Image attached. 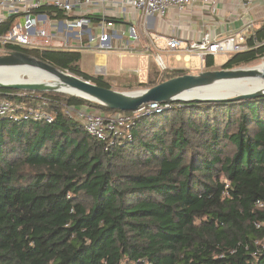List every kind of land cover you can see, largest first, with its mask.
I'll return each mask as SVG.
<instances>
[{"label": "trees", "instance_id": "1", "mask_svg": "<svg viewBox=\"0 0 264 264\" xmlns=\"http://www.w3.org/2000/svg\"><path fill=\"white\" fill-rule=\"evenodd\" d=\"M35 12L64 14L50 5ZM256 35L264 40V21ZM4 48L113 88L83 69L80 51ZM262 57L264 44L231 54L221 68ZM213 65L207 55L206 68ZM185 73L151 69L138 84ZM8 92L23 91L0 87V98ZM62 93L13 97L46 101L52 122L0 115V264H264V97L176 101L135 119L108 144L64 105L121 110Z\"/></svg>", "mask_w": 264, "mask_h": 264}, {"label": "built area", "instance_id": "2", "mask_svg": "<svg viewBox=\"0 0 264 264\" xmlns=\"http://www.w3.org/2000/svg\"><path fill=\"white\" fill-rule=\"evenodd\" d=\"M238 2L244 9L249 11L255 0H238ZM92 4L93 0H0V47L17 45L31 51H42L45 49L81 51L85 48L92 49L96 43L95 48L97 49H111L113 45L106 44L110 39L116 36L122 38L126 36L124 31L121 33L115 32L112 37L110 33L114 26L112 17L107 16L106 19L100 21L98 32H93L91 18L88 15L69 16L77 7ZM195 4L214 6L217 4V0H124V10L128 6L139 15L164 17L171 7H177L182 11L188 6ZM43 5L53 6L67 15L51 21L52 16L48 12H35ZM248 11H245V20L238 31L227 35L214 34L210 31L205 32L199 40L186 42L185 46H183L185 41L178 35H165L148 30H142L144 33L142 34V32L139 33L131 26L130 29H132L133 35L128 33L130 38L125 41L124 45L119 44L118 48L130 47L128 50L134 51L136 47L130 45V39L139 41L140 36H144L147 37V50L154 53L156 63L161 70H167L168 67L160 52L179 51L182 49H185L188 54L195 53L198 55L201 58V68L205 69L207 55H215L217 53L231 55L264 44V40H260L256 35L257 19L251 16ZM12 17L13 22L10 27L3 30L2 27L5 22ZM177 58L180 60V55H177ZM98 71L100 73L103 72V68L98 66ZM7 94L0 98L1 116H8L16 120L20 118L44 122H52L54 120L56 113L47 109L48 104L46 101L35 106L27 101H16L13 97L22 96L19 93L8 92ZM175 102H149L143 104L138 110L133 111L132 114L117 111L104 115L91 113L87 107H85L86 111L83 112L78 106L68 105H64V110L67 114L72 109L79 112V117L84 121V123L82 122L83 126L89 134L98 140L112 144L123 135V132L131 126L135 119L151 113H161L169 110L174 106ZM71 115L73 116V113ZM79 117L75 118L80 120ZM259 204L264 205L262 202H259Z\"/></svg>", "mask_w": 264, "mask_h": 264}, {"label": "crops", "instance_id": "3", "mask_svg": "<svg viewBox=\"0 0 264 264\" xmlns=\"http://www.w3.org/2000/svg\"><path fill=\"white\" fill-rule=\"evenodd\" d=\"M255 2L251 5L249 11L248 9H244L238 0H217V4L214 6L195 4L188 6L182 11L177 7H171L167 15L164 17L158 15H149L146 17L134 12V10L128 6L124 10V0H93L92 5L77 7L69 16H80V14L88 15L91 18L93 32H98V24L100 21L106 19L107 16L114 17V26L110 30L112 37L115 32H126L124 38L116 36L106 43L107 45H113V48L111 49H97L95 48V43L92 49L85 48L80 51L82 54L81 61L83 58H85V60H93L94 69L92 71L87 70L88 72L98 74V66H101L104 71L102 74L122 75V73L126 71H131V73L134 72L137 74L140 71L143 72L144 66L137 65V59H134V56H130V54L147 56L151 55V51L147 50V37L144 36H140L139 41H132V39H130V45L136 47V49L133 48L135 51H129L128 49L130 47L118 48L119 44L124 45L125 41L130 38L128 33L129 35H133V31L130 29L132 25L138 27L139 33L142 32V30H148L150 32L153 31L165 35H178L183 41H185V43H183V46H185L186 42L188 43L199 40L205 32L210 31L214 34L227 35L238 31L245 20V11H248L249 14L256 19L264 17V0H259L257 3ZM49 14L52 16L51 21L67 15L66 13H64L63 16H56V13ZM141 19H143V21H141ZM142 34L144 33L142 32ZM143 43H146V45ZM141 49L148 52L142 53L144 50ZM137 50L139 52H137ZM162 52H174L176 57L177 55H180V57L183 58L182 60L185 61L182 66L188 70V73H198L201 70L207 69L206 67L205 69L200 67L198 71H189L192 68L190 63L191 57L196 54H188L185 49ZM152 54L154 55V53ZM133 61H135L136 67L130 65V62ZM147 61L149 67L150 59Z\"/></svg>", "mask_w": 264, "mask_h": 264}, {"label": "water", "instance_id": "4", "mask_svg": "<svg viewBox=\"0 0 264 264\" xmlns=\"http://www.w3.org/2000/svg\"><path fill=\"white\" fill-rule=\"evenodd\" d=\"M27 66L44 70L52 74L56 81L78 89L83 94L77 95L83 98L99 102L109 108L121 111H136L143 104L149 102L168 103L175 101H197V102H230L234 103L240 100H248L253 98L264 97V88L240 93L233 96L222 97H194L185 99L181 94L188 90L201 88L226 79L247 78L250 76H261L264 78V73H261L255 67L251 68H221V69H206L198 73H185L179 76L169 78L152 87L135 90V91H121L113 88L99 86L83 77L61 70L54 65L47 63L36 56L19 50L6 51L0 54V67H19ZM49 83L43 82H13L0 83L1 88L28 90V91H60L64 90L55 88ZM70 94V93H69ZM75 95V94H71Z\"/></svg>", "mask_w": 264, "mask_h": 264}, {"label": "rangeland", "instance_id": "5", "mask_svg": "<svg viewBox=\"0 0 264 264\" xmlns=\"http://www.w3.org/2000/svg\"><path fill=\"white\" fill-rule=\"evenodd\" d=\"M258 1H256L255 3H257ZM257 19H258L257 25L261 24L264 21V17H259ZM141 21H143V19H141ZM132 26L136 31L139 30L136 25H132ZM143 44L146 45V43H143ZM4 49H5L4 47H2V48L0 47V54L5 53ZM141 50H144V49H141ZM137 52H139V51L137 50ZM145 52H148V51H146V50L142 51V53H145ZM150 53H151V55H147V56L140 55V54H138V55L130 54V56H134V59H137V61H138L137 65L144 66L143 72L140 71L139 73L135 74L134 72L131 73V71H126V72L122 73V75L107 74V73H104L103 75L105 76V78H107L111 82L113 89H117V90H121V91H135V90L147 88V87H144L138 83L148 82L149 81V72L148 71H151V69H153V70H155L157 68L159 69V66L156 63V60L154 58V55L152 54V52H150ZM160 54H161L162 59L164 60L166 66L168 67L169 70L177 69V68L186 69L185 67L182 66L185 63V61L182 60L183 58H181L180 60L177 59L174 52H172V53L160 52ZM229 58H230V54H227V53L215 54L214 55V65H213L212 69H221V66L223 64H225ZM148 59H150L149 67H148V61H147ZM263 60H264V57H262L259 60V62H261ZM259 62L255 63V64H258ZM190 63L192 65V68L189 71H191V72L198 71V69L201 67V58L197 55H192ZM255 64L247 65V66L234 67V68H251V67H256ZM81 65H83V68L85 70H88V71H92L94 69L93 60L90 61V60H85V58H83ZM130 65L136 67L135 61L130 62ZM103 72H101V73L98 72V74H102ZM24 78H28L27 75L24 76ZM126 79H131V80H126ZM128 83L134 84L132 89H124L125 86L123 84L126 85ZM21 91H23L24 93L23 92H12V93H19L21 95H26L27 92L28 93L30 92L28 90H21ZM31 93H33V92H31ZM60 93H62V92H60ZM62 94H65V92H63ZM67 94H69V93H66V95ZM72 94H74V93H72ZM77 106L79 107V109H82L81 111H83V112L86 111L85 107H87L91 113H101L104 115L110 114L108 112L101 110L100 108L93 107V105L86 104V103H79ZM71 113H73V116L79 117V112H76L72 109L71 111L69 110V115H71ZM79 119H80L79 121L81 123L82 122L84 123V121L80 117H79Z\"/></svg>", "mask_w": 264, "mask_h": 264}, {"label": "bare ground", "instance_id": "6", "mask_svg": "<svg viewBox=\"0 0 264 264\" xmlns=\"http://www.w3.org/2000/svg\"><path fill=\"white\" fill-rule=\"evenodd\" d=\"M255 68L264 73V60L255 64ZM28 78H24L26 76ZM56 80V78L39 68L19 66V67H0V83L13 82H43L49 83ZM49 85L64 90L67 93H76L75 95L83 94L81 91L69 86L63 85L59 82L49 83ZM264 88V78L261 76H250L247 78L226 79L216 82L214 84L188 90L181 94L182 98L191 99L194 97H222L233 96L240 93L251 92ZM72 92V93H71Z\"/></svg>", "mask_w": 264, "mask_h": 264}]
</instances>
